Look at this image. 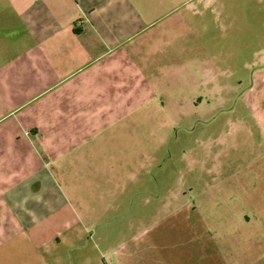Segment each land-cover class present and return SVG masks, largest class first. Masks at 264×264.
I'll use <instances>...</instances> for the list:
<instances>
[{"label":"rangeland","instance_id":"obj_1","mask_svg":"<svg viewBox=\"0 0 264 264\" xmlns=\"http://www.w3.org/2000/svg\"><path fill=\"white\" fill-rule=\"evenodd\" d=\"M158 2L160 103L110 128L93 166L79 158L63 177L78 198L75 242L103 252L120 246L108 231L157 220L191 233L208 264L218 246L224 264H264V0ZM2 246L4 264L44 259L20 237Z\"/></svg>","mask_w":264,"mask_h":264},{"label":"crops","instance_id":"obj_2","mask_svg":"<svg viewBox=\"0 0 264 264\" xmlns=\"http://www.w3.org/2000/svg\"><path fill=\"white\" fill-rule=\"evenodd\" d=\"M159 9L158 0H0V256L20 237L44 246L38 264H208L191 233L157 220L152 231H108L117 248L77 244L78 198L65 192V174L82 157L93 166L110 128L155 113ZM216 249L213 264H224Z\"/></svg>","mask_w":264,"mask_h":264}]
</instances>
